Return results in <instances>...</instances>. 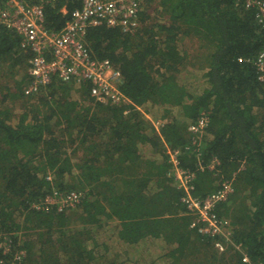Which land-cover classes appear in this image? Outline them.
<instances>
[{
	"label": "trees",
	"instance_id": "1",
	"mask_svg": "<svg viewBox=\"0 0 264 264\" xmlns=\"http://www.w3.org/2000/svg\"><path fill=\"white\" fill-rule=\"evenodd\" d=\"M22 1L44 2L54 32L81 6ZM247 1L143 0L135 33L91 29L89 48L122 74L130 103L119 105L57 80L26 96L31 54L0 26V243L25 251L22 264H264V84L247 62L264 34ZM188 39L199 45L193 57L182 51ZM202 114L209 122L192 145L189 125ZM177 167L195 173V197L228 182L213 211L223 232L192 227ZM74 191L75 206L37 208ZM12 255L0 248V261Z\"/></svg>",
	"mask_w": 264,
	"mask_h": 264
},
{
	"label": "built area",
	"instance_id": "2",
	"mask_svg": "<svg viewBox=\"0 0 264 264\" xmlns=\"http://www.w3.org/2000/svg\"><path fill=\"white\" fill-rule=\"evenodd\" d=\"M0 1L6 4L5 7L0 6V26L20 36L22 49L31 54L28 69L31 83L25 87L26 96L39 93L57 80L65 84L89 85L90 95L95 103H130L120 89L121 72L110 60L96 58L85 38L91 29L101 26L119 28L126 34L135 33L140 25L143 0H81V6L70 12L60 32L47 30L44 2L31 5L22 0ZM246 8L256 9V18L264 34V0H248ZM239 62L244 63V59L240 58ZM247 62L255 66L258 80L264 84V46L257 58ZM208 122V116L202 114L195 123L189 125V131L193 135L192 145H199ZM158 124L163 123L158 121ZM178 155L179 151L176 150L172 157L176 166L179 165ZM219 164L215 158L208 169L214 170ZM200 169L204 170L205 167ZM175 173L178 185L187 193L182 202L194 217L192 227H196L198 223H206V226L200 228V232L210 236L223 232L213 211L230 192L225 189L228 182L216 192L200 198L191 194L195 173L179 167ZM80 196L76 191L49 195L37 208L42 210L57 206L61 210L62 206H75L80 201ZM11 244L9 237H4L0 243L6 257L13 254L12 259H2L0 264L23 263L26 252L22 250L13 253ZM216 247L220 252L226 249L221 243H217ZM245 261H249L248 258Z\"/></svg>",
	"mask_w": 264,
	"mask_h": 264
},
{
	"label": "rangeland",
	"instance_id": "3",
	"mask_svg": "<svg viewBox=\"0 0 264 264\" xmlns=\"http://www.w3.org/2000/svg\"><path fill=\"white\" fill-rule=\"evenodd\" d=\"M199 45H197L196 44V41H194V40H190V39H188V40H185V41H182V43H181V47H182V51H187V53L190 55V56H192L193 54H194V52H195V49H196V47H198ZM188 55V56H189ZM193 57V56H192ZM21 69V68H20ZM1 98H2V96H0ZM142 111H143V109L142 108H140ZM16 112H20L21 113V110H16ZM147 117H148V119L152 122V123H154L156 126H158L159 124H158V122H156V121H154L153 119H152V117L149 115V114H147ZM110 238H112V234H109L108 235Z\"/></svg>",
	"mask_w": 264,
	"mask_h": 264
},
{
	"label": "crops",
	"instance_id": "4",
	"mask_svg": "<svg viewBox=\"0 0 264 264\" xmlns=\"http://www.w3.org/2000/svg\"><path fill=\"white\" fill-rule=\"evenodd\" d=\"M92 51V50H91ZM95 55V54H94ZM112 225H114V224H112Z\"/></svg>",
	"mask_w": 264,
	"mask_h": 264
}]
</instances>
